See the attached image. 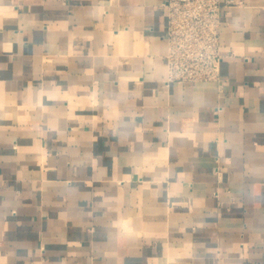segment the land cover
Wrapping results in <instances>:
<instances>
[{"label":"crops","instance_id":"crops-1","mask_svg":"<svg viewBox=\"0 0 264 264\" xmlns=\"http://www.w3.org/2000/svg\"><path fill=\"white\" fill-rule=\"evenodd\" d=\"M166 3L0 0V264H264V0L182 84Z\"/></svg>","mask_w":264,"mask_h":264},{"label":"built area","instance_id":"built-area-1","mask_svg":"<svg viewBox=\"0 0 264 264\" xmlns=\"http://www.w3.org/2000/svg\"><path fill=\"white\" fill-rule=\"evenodd\" d=\"M241 0H167L166 83L221 79V17Z\"/></svg>","mask_w":264,"mask_h":264}]
</instances>
